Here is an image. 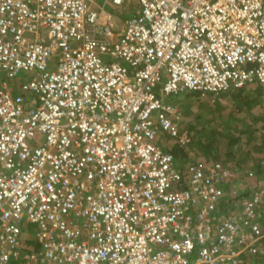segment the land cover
Wrapping results in <instances>:
<instances>
[{"label":"built area","instance_id":"obj_1","mask_svg":"<svg viewBox=\"0 0 264 264\" xmlns=\"http://www.w3.org/2000/svg\"><path fill=\"white\" fill-rule=\"evenodd\" d=\"M0 0V264H244L264 191L239 171L181 163L186 92L256 83L264 0ZM22 73L30 76L18 78ZM248 172L247 177H254ZM37 230L40 250L23 254Z\"/></svg>","mask_w":264,"mask_h":264},{"label":"crops","instance_id":"obj_2","mask_svg":"<svg viewBox=\"0 0 264 264\" xmlns=\"http://www.w3.org/2000/svg\"><path fill=\"white\" fill-rule=\"evenodd\" d=\"M137 1H138V6H139L138 10H139L140 2L139 0ZM99 2L101 3L102 1L99 0ZM128 2L129 0H124V2L121 5H119L118 8H115V6L117 5H112V4L106 5L105 9L103 10V17L107 20L108 23L113 25V27L119 32L124 30V27L126 26L130 15L138 11L136 10L132 13L126 14L122 10V7L120 6L125 4L124 7H126L128 5ZM122 19L124 20L122 21ZM259 89L262 90L259 84L252 83V84H248L247 86L243 88L229 90L220 95H214V96L212 94H203L201 92H194V91L171 96L169 98V101L179 106L178 108L179 119L177 120L179 127L181 129H186L189 131L192 137V141L188 146H185V147L178 146V144H176L174 141L172 145H170L167 142L169 145L167 144L168 147L166 146V149L172 151L178 148V155H176L173 151L172 152L176 155L178 161L180 160V158L185 159L183 161L180 160L181 163H188V162L210 163L213 161H219V162H222L225 166L239 171L238 174L242 172L241 175H243V177L245 178L247 177L246 172L247 173L250 171L254 172L257 176V174H259L263 170V173H262L263 175L261 176L258 175L259 177H257L258 179L256 181L257 183H259V185L257 186V189L260 191L262 190L264 191V159L260 158L259 154H255L254 152H252V150L250 151V150L241 149L238 151L234 150V152H232L231 150L232 147L225 146L224 142H222L223 145L217 144V141H220V139L221 141H223L222 138L226 137L224 135V131H227L226 127H231L233 124L237 123L235 122L236 120H235L234 114L236 113V111H238L239 108L233 110L234 106L236 105H240L239 107L243 105L244 111L246 110L245 116L247 117L246 119L247 123L249 125L251 124L250 130L249 132H247L248 134L254 135L255 133H258L264 130V95H263V92L261 91L262 92L261 96L259 95L260 98L257 96L258 95L257 92L259 91ZM197 95L199 96L200 95H211V97L214 98L213 100L211 99L209 101L210 102L209 106L211 108H209L208 113H207V121L212 124L211 127L213 130V132H209V134L218 135V137L216 138L214 137V140H213L215 142V145L203 146L202 144L200 145L196 143V140H197L196 133H198L202 129L200 126H196V123L195 125L194 123H190L189 125L190 128L187 127L185 124L184 125L181 124L182 116H181V103L180 102L183 100L185 102L187 98L193 99ZM189 101L192 102L193 100H189ZM209 111H211V114L213 113L212 117L211 115H209L210 114ZM215 114H220L217 120L214 117ZM242 117L243 116H240V118ZM226 120L227 122L229 120V124L225 123ZM222 124L224 125L223 129L220 126ZM164 138H165L164 142L166 143V141L168 140L166 139V137ZM256 153L258 152L256 151ZM187 157L188 159L186 160ZM261 157L263 156L261 155ZM263 205L264 204L262 203L260 210H259L260 220H261V212H262ZM35 231L36 232L34 235V240H37L38 242L37 230ZM22 244H23V254H27L33 249L40 250L39 242L37 245L38 248L36 247V245L31 246L29 244H25L24 236H23ZM23 263H24V259H21L18 262V264H23Z\"/></svg>","mask_w":264,"mask_h":264},{"label":"rangeland","instance_id":"obj_3","mask_svg":"<svg viewBox=\"0 0 264 264\" xmlns=\"http://www.w3.org/2000/svg\"><path fill=\"white\" fill-rule=\"evenodd\" d=\"M101 1H103V0H101ZM124 5L125 4H123L120 7H122V10L126 14L132 13V12L138 10V8H139L137 0H129L128 5L126 7H124ZM118 7H119V5L115 6V8H118ZM123 20L124 19H122V21ZM30 75H31L30 73H22L18 76V78H22V77L30 76ZM231 90H234V89H231ZM261 91L262 90L259 89V91L257 92L258 97H259V95L261 96V93H262ZM211 99L212 100L214 99L211 97V95H200V96L197 95L193 99L187 98L185 102H184V100L180 102L181 103V116H182L181 124L182 125L185 124L187 127H189L190 123H194V125L196 123V126H200L202 129H201V131L196 133L197 134L196 135V137H197L196 143L200 144V145L202 144L203 146L215 145V142L213 141L214 137L215 138L218 137L217 134L216 135L209 134V132H213L212 127H211L212 124L207 121V113H208L209 108H211L209 106L210 105L209 101ZM189 100H193V101L190 102ZM239 106L240 105H236L233 108V110L239 108L238 111H236V113L234 114L235 120H236L235 122H237V123L233 124L231 127H226L227 131H224V135L226 137L222 138L223 141H221V139H220V141H217V144L223 145L222 142H224L225 146L232 147V149H231L232 152H234V150L238 151L241 149L250 150V151L252 150V152H254L255 154H259L260 158L264 159V130H262L261 132L255 133L254 135L248 134L247 132H249V130L251 128L250 127L251 124L249 125L247 123V120H246L247 117L245 116L246 110L244 111L243 105H241L242 108ZM209 113H210L209 115H211V117H212L213 113L211 114V111H209ZM219 115L220 114L214 115L216 120L219 117ZM240 116H243V117L240 118ZM220 121H222V120H220ZM225 123L229 124V120H228V122L226 120ZM220 126L223 129L224 125L222 124ZM165 137L168 140V141H166V144L169 143L170 145H172L174 143L172 138L167 137V136H165ZM256 151L258 153H256ZM259 155H257V156H259ZM261 155L263 157H261ZM187 159H188V157L186 158V160ZM180 160L183 161L185 159L180 158ZM262 173H263V170L259 174H257V176L255 174V176L252 177L251 179H246L245 177H243V175H241L242 172L239 174L237 173L236 178L238 180L236 179L237 181L235 183L238 186V188L243 190V192H248L250 194L251 192H253L255 190L254 189L256 187L255 185H257V186L259 185V183H257L256 180L258 179L257 177L263 175ZM246 174H247V172H246ZM263 204H264V202H263ZM261 223L264 224V205L262 206ZM32 236L33 235L29 231L24 234L25 239L26 238L30 239Z\"/></svg>","mask_w":264,"mask_h":264},{"label":"trees","instance_id":"obj_4","mask_svg":"<svg viewBox=\"0 0 264 264\" xmlns=\"http://www.w3.org/2000/svg\"><path fill=\"white\" fill-rule=\"evenodd\" d=\"M176 155H178V148L172 150ZM245 179V178H244ZM246 179H251V178H248L246 177ZM256 187L254 188L255 190L253 192H251L250 194L254 193L255 191H260L257 189V185H255ZM257 189V190H256ZM241 192H242V197H245V196H249L250 194L248 192H243L242 189H240ZM36 228L34 226H29L28 227V230L27 232H31V234L33 235L30 239H25L24 238V241H25V244H29L31 246H35L38 248V242L37 240H34V235H35V231ZM259 253L255 256H250V257H247L246 260H245V263L244 264H264V238H262V240L260 241L259 243ZM28 251V250H27Z\"/></svg>","mask_w":264,"mask_h":264}]
</instances>
